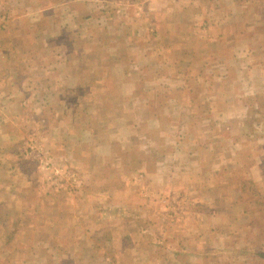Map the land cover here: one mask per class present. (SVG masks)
Masks as SVG:
<instances>
[{
  "label": "crops",
  "instance_id": "0c3cea01",
  "mask_svg": "<svg viewBox=\"0 0 264 264\" xmlns=\"http://www.w3.org/2000/svg\"><path fill=\"white\" fill-rule=\"evenodd\" d=\"M56 1L0 0V264H67L49 258L56 257L60 247L54 245L45 226L58 211L54 206L66 199L58 176V169L65 170L59 162L65 148L58 135L62 129L63 136L71 141V149L65 148L71 161L76 162L82 148L84 153L89 151L90 156L109 159L113 164L124 158L123 169L131 177L141 174L146 184L144 194L153 198H163V191H177L176 188L201 193L221 175L227 180L262 178L264 167L258 158L264 159V136L250 132L245 113L249 106L261 109L264 105V92L257 90L255 80L264 76L259 73L261 68L264 70V45L255 37L256 25L236 23L228 29L211 20L190 21L186 18L195 4L192 0H158L160 5H150V0H112L117 4L115 12L131 14L132 10L137 15L144 8L146 13L161 9L177 18L162 21L160 33L152 23L134 28L133 36L123 33L120 26L121 31L112 35L116 39L106 45L110 53L107 59L104 54L86 53V43L93 40L91 34L82 41L61 42L66 52L57 56L44 50L53 42L50 38L59 36L62 28L74 38L82 36L83 15L92 11L96 2L104 7L106 0ZM209 1L195 0L202 8ZM198 17L201 14L195 13L193 18ZM154 30L157 32L152 33ZM140 32L144 37L138 43L135 36ZM126 52H133L129 63ZM105 60H110L111 65L106 67ZM249 70L255 73L249 74ZM54 73L55 80L65 84L67 94L81 95L79 103L60 102V107L55 103L51 111L49 104L54 103V97L50 95L61 92L53 86L50 75ZM104 92L108 100L103 98ZM88 94V102L83 101ZM95 94L103 101H95ZM122 95L127 100H122ZM7 143L13 144L12 151L7 149ZM77 171L60 174L72 182L87 183L89 174ZM65 189L72 190L68 186ZM174 200L171 202L181 204ZM64 203V215L58 218L74 222L75 218L69 216L73 207ZM88 206V201L81 203L82 216L88 208L95 211ZM45 208L54 210L46 212ZM109 213L106 215L112 218L107 219L106 227L99 225L98 237L108 230L114 239L129 240L130 244L115 247L118 251L110 263L99 256L95 264H147L140 253H148L149 263L155 264L152 253L161 247L141 249L133 238L135 229L130 226L122 232L119 226L131 217ZM102 217L93 216L92 222L100 223ZM161 219L152 220H159L163 227ZM132 224L138 228L137 221ZM218 227L220 224L214 223L207 233L206 237L215 241L210 248L201 252L194 241L178 247L173 264H197L196 255L206 257L208 253H217L225 257L223 260L229 254L246 256L245 249L228 240L233 231L228 226L224 230ZM52 229L56 231L57 227ZM60 232L63 238L70 235L65 227ZM26 236L32 242L28 238L23 241ZM59 245L63 247L64 243ZM23 246L28 255L13 259L11 255L22 252ZM71 252L68 249V255ZM261 253L263 249L251 254L258 257ZM131 254H135L131 257L134 260H130ZM121 255L128 256L129 261ZM187 255L190 258L185 261ZM64 256L62 260H66ZM80 259L75 263L94 260Z\"/></svg>",
  "mask_w": 264,
  "mask_h": 264
},
{
  "label": "rangeland",
  "instance_id": "374dc122",
  "mask_svg": "<svg viewBox=\"0 0 264 264\" xmlns=\"http://www.w3.org/2000/svg\"><path fill=\"white\" fill-rule=\"evenodd\" d=\"M59 1L60 0H57L56 2L58 3ZM107 1L108 0L104 2V7L97 6L102 3L98 4V2H96L97 5L95 8L83 15L81 22L85 24L82 36L77 35V37L74 38L75 35H70L69 30L62 28L63 31L58 33L59 36L50 38L53 39V42L44 47L46 53L53 52L56 53L57 56H60L66 52V49L61 46V42L68 43L70 39L82 41L87 39L88 35L91 34L93 40L86 43V53L92 55L104 54L107 59L110 53L106 45H108L114 38L116 39V37L112 35L113 33L116 34L121 31L120 26L123 29V33H130L131 36H133L134 28H145L152 23L157 30L159 29L160 33L162 21H167L166 19L171 21L176 20L177 18L175 14H165V11L161 9L156 10L157 12L155 13H146V8H144V12L138 11L140 13L137 15H133L132 10L131 14L119 13L115 12L117 4L112 2V0L109 3H107ZM135 1L136 3L138 2V0ZM192 1L195 4H193L189 10V17L186 19H189L190 21H195L194 19H199L200 21L211 20L218 24L227 25L228 29L234 27L236 23L256 25L258 33L255 37L259 38V44L264 45V0H210L208 6L204 8L196 4L195 0ZM160 3L161 2L158 0H150L149 2L150 5H160ZM195 13L201 14V17L193 18ZM79 18H81V16ZM79 23L80 21L76 24ZM108 26L111 27L108 28ZM149 30L151 31V29ZM154 32L157 31L154 30L152 33ZM143 37V33L140 32V34L135 36V39L137 38V42L141 43ZM43 38L49 39L47 36H44ZM66 48L72 50L69 45H67ZM132 57L133 52H126L127 62ZM111 63L110 60H105L106 67L111 65ZM106 67L104 70L107 72ZM262 67H264V65ZM250 73L253 74L255 72L249 70V74ZM259 73H264V70L261 68ZM56 75L57 73H54L51 74L50 77L52 78L53 86L61 92L50 95L51 99L54 97V103L49 104L51 111L55 109V103L60 107V102L67 103L69 101L71 103H79L81 100V95L79 94H67L66 89L64 88L65 84H61L55 80ZM108 77L111 80L110 75ZM37 78L38 77H35V79ZM59 79L61 80L62 78ZM255 80L259 84V89L257 88V90L261 91L260 89H262V92H264V76L258 77ZM255 88L256 87H254V89ZM104 94L103 98L106 100L108 95L106 92H104ZM90 97V94L85 95L83 101L88 102V98ZM94 97L96 98L95 101H103L100 95L97 96L95 94ZM114 97L119 98L117 95H114ZM121 98L122 100H127V96L125 95H122ZM261 106V109L251 108L249 106V108L245 110V113L249 120L248 129H250V132H257L259 135L264 136V105ZM105 108H107V105H105ZM53 112H55V110ZM120 112H124V110L121 109ZM60 129L61 128H59V130ZM63 132H65L64 129L58 133L60 143L70 150L71 141L67 140L66 136H63ZM11 145L13 144L7 143V149L9 151H12ZM132 145H134V143ZM65 148L62 154V160L59 159L60 164L64 165L65 170L58 169V176L62 179L64 186L62 192H65L63 194L66 196V199L59 205L54 206L58 211L54 212L53 220L51 219V222L45 224L46 230L50 231V235L53 237L54 245L60 247L56 250V257H49L51 260H54L55 262L58 261V263L79 264L75 263L78 258L81 257L80 260L87 261L88 258L93 257L94 260L88 261L89 263L87 264H95V257L100 256L105 263H110L114 253L117 254L118 251L115 247L130 244L129 240L121 242L119 238L114 239L113 235H111L108 230H105L102 238L98 237L97 228L101 224L106 227L107 221H109L107 219L112 218L108 217V214L106 215V213L110 212L109 215L119 214L131 217L129 220H123V223L119 226L122 232L125 229H130V226L132 229H135L133 232V238L136 239V244L141 246V249H144L145 247H161V249L154 250L152 253L155 264L175 263L173 259V254L176 251L175 249L185 245H191L190 243L192 241L195 242L196 247L200 249L201 252H204V248L213 245L215 242L206 236L209 229H211L212 225L216 222L220 224V227L218 228L224 230V228L228 226L229 230L233 231L230 233L228 240L234 242L233 244L238 246L241 250L245 249V254L247 255L229 254L226 255V260H223L222 258L225 257L218 256L217 253H208V255H210L206 256L208 258L200 254L196 255L198 256V260L196 261L197 264H264L263 257H256L251 254L253 251H258L259 249L264 250L263 171L261 174L262 178L253 177L242 179L239 177H233L227 180V177L225 178L223 175L219 177L217 176V179L211 182V186L202 189L201 193L200 191H181V188H176L177 191H163V198L158 195L153 198L150 196L151 194H144L145 191L143 189L146 184L144 183V180L142 181L141 174H135L131 177L127 174V170L123 169L124 167H122V164L124 158L123 161L122 158L119 159V164H113L109 159L102 161L96 157L90 156L89 151L84 153L82 148L81 150H78L75 162L74 160L71 161L67 154H65ZM258 161L261 162V167H264V159L258 158ZM80 169H82V173L85 171L89 174L87 183H83L81 180H78L79 182H72L67 179L69 177L65 174H60L64 171H77ZM97 172H100L99 176H96ZM66 186L72 190L67 191V189H65ZM112 186L119 187L113 190ZM168 192L170 193L168 194ZM191 192H193L194 195H192ZM176 194H179V197H175ZM32 195L35 196L34 192ZM174 198L177 199L176 201H181V204H174L171 202L175 201ZM184 198H187V205L184 204ZM84 201H88L89 206H92L93 209L95 208V211L90 212L88 208V212L84 211V216H82L81 203H84ZM64 202L70 204L68 207H73L74 211L69 214V216L75 218L74 222L70 221L65 223L63 219L61 220L58 218L59 215H64L63 210L61 211V209H63V204H65ZM74 203L76 205H74ZM83 209L85 210L86 207ZM53 210V208H45L46 212ZM104 213L106 216L102 217L104 216ZM220 215H222V217ZM93 216L102 217L104 220L100 223L95 221L94 224L92 222ZM178 216H180V219L177 218ZM146 217H150L151 219ZM158 217H163L161 220L165 226L161 227L159 220H152L157 219ZM133 220L137 221L138 228L132 224ZM117 221H121V219L117 218ZM54 225L57 227L56 231L55 229H52L54 228ZM63 226L70 233L66 238L60 237L62 234L60 231L64 228ZM67 227H70V229ZM99 231L101 232L100 229ZM254 231H257V233ZM198 234H200L201 237H198ZM129 237L132 238L131 236ZM27 238V236L22 237L23 241H26ZM28 239L30 242L33 240L32 238ZM220 240L221 243H226V240L219 239L218 241ZM59 243H64V246H60ZM51 244L53 245V243ZM68 249L72 251L69 255ZM24 251H26V247L23 246L22 252L13 253L11 257L20 260L24 257V254L28 255V253H24ZM249 251L250 253H248ZM63 255H65L64 257L66 260H62ZM134 256L135 254L129 255L130 260H134L133 258L131 259V257ZM140 256L143 257L142 262L144 261L147 264H150L148 253H140ZM127 257L128 256L124 257L121 255L122 259L125 258L126 261H129V258ZM188 258L190 257L187 255V257L183 259L188 261ZM98 264H101V262L98 261Z\"/></svg>",
  "mask_w": 264,
  "mask_h": 264
},
{
  "label": "trees",
  "instance_id": "16d2710c",
  "mask_svg": "<svg viewBox=\"0 0 264 264\" xmlns=\"http://www.w3.org/2000/svg\"><path fill=\"white\" fill-rule=\"evenodd\" d=\"M260 256L264 258V253H261Z\"/></svg>",
  "mask_w": 264,
  "mask_h": 264
}]
</instances>
